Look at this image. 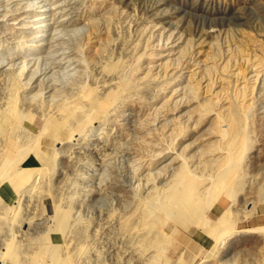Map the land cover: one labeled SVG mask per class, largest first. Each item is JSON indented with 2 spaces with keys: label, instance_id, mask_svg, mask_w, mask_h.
Returning a JSON list of instances; mask_svg holds the SVG:
<instances>
[{
  "label": "rangeland",
  "instance_id": "rangeland-1",
  "mask_svg": "<svg viewBox=\"0 0 264 264\" xmlns=\"http://www.w3.org/2000/svg\"><path fill=\"white\" fill-rule=\"evenodd\" d=\"M110 1L116 8L112 15L115 24H118L110 27L107 34L102 29V24H95L94 28L85 17L86 13L94 10L98 0H0V75L4 76L19 64L23 65L25 73L29 74L28 77L26 76L29 83L26 97L28 103L26 102L27 104H24L22 108L31 113L33 119L30 121L25 117L21 120V129L25 127L27 131L36 133L44 124L40 121L42 119L44 122L51 121L62 126L68 134H74L72 136L75 141V144L69 146L64 152H56L52 155L54 160L51 159V166H48L49 168H46L44 172L48 175H41L38 185L33 187V196L31 195V200L28 201L29 206L25 205L21 213L31 215L32 219L37 215L38 218L36 216L35 219L38 220L35 222H39L37 226H41L35 228H39L41 233L45 226L52 227L54 223L49 216L51 214L49 207L56 200H59L56 201L59 205L65 202L68 206L72 204L70 207L72 211L74 210L73 223L67 233H61L58 230H50L48 233L50 241L59 243L60 247L64 248L63 253H70L72 256H76V251L71 250L76 249L78 241L85 242L86 264L136 263L135 255H131L125 249V243H123L125 241L119 230L121 227L118 226L121 222L120 215L130 213L136 205V196L132 192L146 194L143 191V182L148 172L135 169L132 163L136 158L140 167L143 168L153 161L154 163L148 164L146 169H154L151 175L156 182L159 179L158 173L167 168L165 162L156 164L158 159L152 152V142H154L152 140L157 138L159 131H163V127L171 129L176 116L163 118L167 117L174 108L166 106L162 109L165 104L157 99L160 96L158 90L151 82L141 78L140 73L146 71L151 73L161 82V89L165 92H170L171 89L166 86L167 80H173L176 82L173 90L184 92L186 96L189 92L186 91L183 82L177 78L178 76L189 78L200 86L199 93L202 96L198 97V103L208 102L203 94L205 89L209 90L219 99L218 107L221 115L226 118L229 116L228 110L231 107L235 83L242 82L246 88L252 86L250 91L254 100L253 108L244 124H237V127L244 128L249 146L243 156L242 168L245 172V180L250 176L258 180L264 179V0ZM120 12H122L121 15ZM18 40L32 41L35 47L29 51L26 47L10 52L6 50L8 45L9 48L14 47ZM137 44L147 50L163 47V52L159 50L164 54L162 58L168 61L169 65L171 64L169 66L171 70L166 75H161L159 73L162 71L157 68V65L145 64L146 67H144L139 64L134 55V49L140 48H135ZM174 50L182 51L179 56L181 60L174 61L171 58ZM245 54L252 60H258L263 65L262 70L254 72L250 61L244 57ZM164 56L170 58L167 59ZM210 64H216V69L209 71L210 79L215 82L212 88L206 85V79L202 78L200 71V68L209 69ZM233 65L242 75L237 73L231 79L226 69ZM132 71L135 72L136 77H131ZM223 78L228 81L231 79L229 87L222 85ZM115 80L124 81L125 86L128 84L130 94L124 100L122 109L117 112V107L111 115L101 121L90 118V115L84 116L85 111L101 110V106L98 105L110 89H115L114 86L104 85V83ZM52 82L55 85H61L64 89L67 88L65 91L68 98L61 104H55V107L64 109L62 115L55 109L43 114L50 108L49 89L54 86ZM71 82L79 84L80 89L71 92L69 90ZM0 84L2 86L0 95H3L4 84ZM71 95L73 97H70ZM180 105L181 103L177 104V106ZM40 106L42 111L39 109ZM38 111H40L39 114ZM154 115L157 117L156 126L143 127L146 119ZM225 122L226 125L230 124L228 121ZM107 123L110 127L109 133L106 132ZM21 129L17 130L18 134L26 131ZM199 129L201 134L196 136L194 141L191 140L194 145L191 148H194L193 151L196 150L194 152L196 155L205 154L208 143L215 142L212 144L215 145L219 141L216 138V124H204ZM64 135L65 133L61 136ZM221 140L225 142L227 138L222 137ZM159 143L169 144L167 140ZM80 144L83 146L78 147ZM39 145L40 149L46 152H50L52 148L49 137L44 134L40 136ZM132 173L137 174L138 177ZM55 190L56 193H54ZM38 191L42 192V195ZM46 191L49 194L45 193ZM238 195L234 201H231L229 197L223 198L226 200L224 204L226 206L230 204L237 206L238 203V211L232 214L233 217L236 216L234 227L245 229L264 225V200L260 203L263 207L256 208L257 211L254 209L252 197L243 199L244 193ZM34 196H38L36 200L33 199ZM66 203L63 207H66ZM218 204L219 201L213 202L209 209ZM243 204L247 206V209H245L246 206H241ZM30 205L33 208H30ZM1 206L2 204H0V216L3 215ZM216 217L217 214L213 213L212 218ZM2 218L3 216L0 217V254H13L26 242L25 234L21 232L22 229L17 231L15 228H7ZM43 222L44 225H42ZM80 225L85 230L77 231L78 238L75 231ZM190 228L194 231L193 235L177 229L175 239H171L165 249L170 259L175 258L177 253H182L184 263L200 264L202 261L209 262L213 260L212 258L220 256V249L217 247L210 254L212 238L206 232L194 226ZM226 246L223 257L230 264H243L246 259L247 263H252L255 259L253 257L259 255V248L250 245L249 242ZM28 251L31 252V246ZM206 257L209 260H204ZM74 261L76 262V259ZM2 263L0 261V264ZM5 264L21 263L7 261Z\"/></svg>",
  "mask_w": 264,
  "mask_h": 264
},
{
  "label": "bare ground",
  "instance_id": "bare-ground-1",
  "mask_svg": "<svg viewBox=\"0 0 264 264\" xmlns=\"http://www.w3.org/2000/svg\"><path fill=\"white\" fill-rule=\"evenodd\" d=\"M113 11H116V8L110 0H98L94 10L86 13L85 17L86 20L90 22L92 26H94V28L96 27L95 24H102V29L105 30L107 34H109V28H112V26L118 24H115V19L112 15L114 13ZM121 13L122 12L119 14L121 15ZM141 46L142 45L137 44L135 48H140L134 49V55L136 56V61L139 64L144 67H146L145 64L149 66L157 65V68L162 71L159 73L161 75H166L171 70L169 68L171 64L169 65L168 61L162 58L164 55L162 53L164 49L163 47L147 50V48ZM7 47L9 48V45ZM23 47L28 48L27 51H29L31 48H34L35 45L29 40H18L16 41L14 47L9 49L7 48L6 50L10 52L17 48ZM159 49H161L162 52ZM180 51L181 50H174L173 57H171L174 61L181 60L179 59V56L181 55L182 51ZM153 57L156 58L151 59ZM164 57L167 59L170 58L168 56ZM244 57L250 61L254 72H259L262 70L263 65H261L258 60H252L246 54ZM215 69L216 64H210L209 69L207 67L200 68L201 76L202 78L206 79V85L209 88L215 86V82L213 79H210L209 73V71ZM25 72L26 71L24 70L23 65L19 64V66H16L11 71L7 72L6 74L4 73V76H2V74L0 75V83L4 84L2 89V92L4 93H2L3 95H0V204H2L1 207H3V222L5 221L4 223L7 224V228H15L17 231L22 229L21 232L25 234L24 241H26L20 248L21 250L17 249L16 252L8 255L0 254V261L3 262L2 264H5L7 261L21 264H86L85 258L87 255L85 251L87 245L85 242L82 243L78 241L76 249L71 248L72 252L74 250L76 251V256H72L70 253H63L64 248L62 249L59 243L50 241L48 233L50 230H58L61 231V233H67L71 223H73L72 217L74 210L72 211V208L70 207L72 204H69L68 206V204L65 202L66 207H63V204L65 205V203L60 204V206L58 203H56V201L59 200H56L55 203L49 207V211L51 212L49 216L51 219H53L54 223L52 227L45 226L41 233L39 228H35L39 223L35 222L38 220V216L34 214L37 216L36 219V216H33L35 219L34 220L32 219L31 215H24L21 213V210L25 205L26 207L29 206L28 201L31 200L30 197L32 195L33 187L37 184V182L40 181L39 179L45 175L44 172L46 171V168L51 166V159L54 158L52 155H54V153L56 154V152L62 153L67 150L69 146L71 147L75 144L74 136H72L74 134H68V132L62 126H59L55 122H44V120L41 119L40 121L44 124L40 127L41 130L36 133L29 132V130L27 131L25 127H22L21 129V120H23L25 117L30 121L33 119L32 114L26 112L25 109L22 108L24 104L28 103V101H26V97L28 94L27 84L29 83H27L28 79L26 76L29 74ZM226 73L231 75L232 79V76H235L237 73L241 72L237 71L236 67L233 65L226 69ZM131 77H136L135 72L132 71ZM140 77L151 82L153 87L158 90L160 96L157 99L161 103L165 104L162 109L166 106L174 108L173 111L163 119L169 118L171 115L176 117L172 122L173 128L171 127V129H165L166 127H163V131H159L157 138L152 140L154 141L152 142V152L156 156L155 158L158 159L156 164L165 162L167 167H165V171L163 170L164 172H157L159 174L158 182H156V180L153 179L151 175V171L154 169H146L148 164L151 165L154 163L153 161L149 162L143 168L140 167V164L136 158H134L132 163L134 164L133 167L135 169H141V172H148V176H146L143 182V191H145L146 194L140 195L139 192H132L133 195L136 196V205L130 213L120 215L121 222L118 223V226L121 227L119 230L125 241L123 242L122 240L121 242L125 243V249H127L131 255H135L134 258H136V263L134 264H186L182 259V253H177L175 258L170 259V257L167 256L165 249L167 248L170 240L175 239L177 229H182L184 232L191 233L193 235L194 231L190 228L192 226L206 232L212 238L210 254L215 247L220 249V256L218 255L215 259L212 258L213 260H210L209 262L203 263L202 261L200 264H230L226 262L227 260L223 257L224 247L229 244L232 246L238 243L248 244V242L250 245H254L259 248V255L253 257V259H255L252 263H247L248 261L246 259L243 264H264V225L245 229L235 228L234 218L236 216L233 217L232 214L234 211H238V203L237 206L231 204L226 206L224 205L226 200L223 199L224 197H229L231 201H234L238 194L243 195L244 193L243 199L246 197H252L254 200L253 205L255 210L263 207L260 205V203L264 200V179L258 180L255 177L252 178L250 176L249 179L245 180V172L242 168V160L248 146L247 134L245 133L243 127H237L238 123L242 125L244 124L249 112L253 108L254 100L252 92L250 91L252 86H250V88H246L243 86L242 82L237 81L235 83V88L231 96V107L228 110L229 116L226 118L225 116L221 115L220 109L218 107L219 99L209 90L205 89V93L203 94V97L207 98L208 102H202L200 104L198 103V97L200 98L202 96L199 93L200 86L198 83L192 80L190 81L189 78H185V76H178L177 80H180L185 85L186 91L189 92L187 96L184 92L173 90L176 84V82L173 80H167L168 84L166 86L168 88L171 87V89L170 92H165V90L161 89V82L156 80V78H154L151 73L147 71L140 73ZM231 79L228 81L223 78L221 81L222 85L226 88L229 87ZM69 85L71 86V89H68L71 92L77 91L80 87H78L79 84L77 85L75 82H71ZM104 85L114 86L115 89H110L102 99L101 104L98 105L101 106L100 111H85L84 116L85 114L86 116L90 115V118L101 121L106 116L111 115L113 110H115L117 107V112L118 110L122 109V106L125 104H123L124 100L130 94L128 84L125 86L124 81L115 80L110 82L107 81L104 83ZM1 88L2 86L0 84V90ZM38 89H40V87ZM66 89L67 88L64 89L61 87V85L58 86V84H54V86L49 89L51 104L50 108L43 112V114L51 109L59 110L61 115L64 114V109L57 106L55 107V104H61L68 98V96H66ZM34 91L36 92V90ZM70 91L68 92L70 93ZM42 97L43 95L41 96V100ZM70 97L73 96L71 95ZM29 103H31V101ZM178 103H181V105L177 106ZM38 105L39 104H37V106ZM34 107H36V105ZM29 108L33 110L31 107ZM41 108L42 106H40L39 109ZM40 111H42V109ZM40 111H38V114ZM42 116L44 117V115ZM181 116L182 118H180ZM225 121H228L230 124L226 125ZM213 123L216 124V138H218L219 141L215 145H212L215 142L208 143L205 149L206 153L203 151L205 154H194L196 150L193 151L194 148H191V146H194L191 143V140L194 141V138L201 134L200 129L198 130V128L204 124ZM156 124L157 117L154 115L146 119L145 125H143V127L152 128L156 126ZM19 128L22 131H26H23V134H18L17 130H19ZM149 130L150 129H148V131ZM106 132H110L109 124L106 126ZM63 133H65V135L61 136ZM42 134L48 136L50 142L52 143L50 152L40 149L39 140ZM222 137H226L227 140L225 142L222 141ZM163 140H167L169 144L164 145L163 143H159ZM82 146L83 144L78 145V147ZM61 174H59V176ZM135 175L137 176V174ZM61 176L63 177V175ZM43 186L44 185L42 184V187ZM65 186L67 185L65 184ZM48 189L50 193V188L48 187ZM47 191L45 193L49 194ZM41 193L42 192H39V194ZM54 193H56V190ZM37 197L34 196L33 199L36 200ZM65 197L67 198L68 196L66 195ZM215 201H219V204L214 206L212 209H209ZM241 206L246 205L243 204ZM30 208L33 207L30 205ZM245 209H247V206ZM213 213H215V215L217 214L216 218H212ZM243 217H245V215ZM76 221L78 223V220ZM44 222L42 225H44ZM74 223L76 224V222ZM82 229L85 230V228L80 225L77 227V230L74 231L78 235V232L83 231ZM71 233L73 235V232ZM72 235L70 237H72ZM62 237H64L63 234ZM63 240L65 239L63 238ZM30 246L31 252L28 251ZM226 250L228 249L226 248ZM75 259L76 262L78 259L77 263L74 261ZM206 259L208 258H204V260ZM250 260L251 259H249V261Z\"/></svg>",
  "mask_w": 264,
  "mask_h": 264
}]
</instances>
